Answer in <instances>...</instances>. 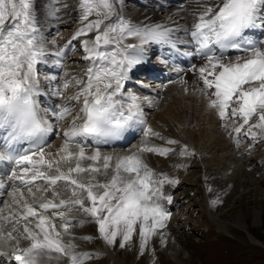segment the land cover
I'll return each instance as SVG.
<instances>
[{
	"label": "snow or ice",
	"instance_id": "1",
	"mask_svg": "<svg viewBox=\"0 0 264 264\" xmlns=\"http://www.w3.org/2000/svg\"><path fill=\"white\" fill-rule=\"evenodd\" d=\"M122 3L78 0L80 27L62 46L53 47L57 41H49L39 27L36 0H0V165L10 168L6 175L11 185L10 199L0 208V257H8L10 264H38L42 256L51 258L52 254L67 258L68 264H85L92 254L77 252L73 244L61 239L70 235L74 223L64 210L89 216L110 246L119 238L120 247H125L137 231L141 254L153 236L159 235L163 242L158 229L166 228L171 216L167 205L173 204L165 185L175 188L180 180L155 172L142 154L168 156L175 149L148 143L149 136L165 139L146 126L142 105L152 101L124 92L131 71L147 62L150 45L166 46L174 52H179V45H191L194 50L181 55L204 60L200 67L193 65L190 69L202 83L194 90L207 98L208 106L216 110L222 122L242 120L239 127L229 130V135L235 133L237 145L242 131L253 141L249 148L264 140V39L250 35L264 36V0H191V24L175 26L134 23L118 11ZM60 10V0H47L44 14L60 21ZM181 31L187 39L176 35ZM81 37H85L80 40L82 59L89 63L84 77H70L67 71L62 77H41L38 66L62 68L73 42ZM229 51L241 55L228 59ZM162 62L167 63V59ZM70 86L76 91L62 104L41 108L44 96L62 97ZM72 101L81 107L70 126L63 129L64 141L56 153L59 159H46L52 156L44 148L46 138L55 130L52 120L69 116ZM137 126H142L145 139L135 151L101 154L97 148L91 154L85 152V141L108 144ZM222 127L228 130L227 123ZM165 142L179 144L174 139ZM25 143L30 147L23 148ZM179 154L192 157L196 153L185 144ZM85 159L93 163L82 166ZM101 161L102 167H97ZM109 171V179H97ZM38 181L46 186L37 187ZM60 182L65 191L71 192L69 199L59 198L56 189ZM0 188H5L4 182H0ZM207 190L211 192L212 188L208 186ZM49 192L51 198H46ZM218 203L219 199L211 201L213 206ZM50 210L51 217L46 215ZM56 219L62 221V231L57 229Z\"/></svg>",
	"mask_w": 264,
	"mask_h": 264
},
{
	"label": "rangeland",
	"instance_id": "2",
	"mask_svg": "<svg viewBox=\"0 0 264 264\" xmlns=\"http://www.w3.org/2000/svg\"><path fill=\"white\" fill-rule=\"evenodd\" d=\"M177 103L175 109L179 110L181 116L182 111L180 108H182V104L180 100ZM174 104L175 103H172L171 106L173 107ZM180 104L181 106H179ZM167 111L165 110L161 113L167 116ZM205 114H207L206 110L203 114L204 117L207 118V120L213 121L210 114ZM167 118H169V114ZM169 119L174 121V123L172 122L168 125L174 126L175 128H177L176 125L181 126V124H177V122H180L179 120ZM165 122L168 123L166 118L164 124ZM180 130H182V128H180ZM183 131H185V129H183ZM192 131L194 133H190V138L191 140L192 138L194 139V143L198 145L202 143V145L205 146L209 142L214 144V137H210L207 139V143H203L202 139L207 136L206 130L205 133L204 130H200L202 138L199 136L200 138L198 137L196 142L195 138L199 135L200 131ZM184 133L182 134L183 136L185 135ZM194 134L195 137H193ZM223 143L225 146H229L228 143ZM263 151L264 150L255 151V154H258L259 156L264 155ZM227 152L228 150L207 157H202L200 160L201 162L197 161L195 163L196 165H199V167L191 166L186 175L184 172L182 178L183 183L181 184V187L177 188L178 193L174 195H181L184 201H186V204L182 210L177 212L180 216L170 220L171 222L169 221L170 223L164 228V230L166 229V234L164 235L163 242L161 241V238L157 239L154 237L150 239L152 240L149 242L151 245L150 258L147 257L145 252L141 254L140 250H138V233H135L132 240L126 243L123 248L120 247L119 238L117 239L114 246L118 248L120 253L119 256L122 261H125L128 264H264V160L258 163V166L261 167V171L258 172L251 167L252 165H247L250 161H235L233 168H229L232 172L230 174H225L224 176L225 182L222 178H219L221 183L219 182L218 186L212 187L209 180H211L214 175H219L218 172L223 171V168H217L215 165L221 163V166H223V162H226L224 158L232 155L231 152ZM259 160H261V158H259ZM237 162H239V164ZM251 162L254 163L257 161L254 160ZM227 164L229 163L227 162L226 165ZM218 165L220 166V164ZM246 166L250 168L249 171L246 170ZM200 168H202V170ZM181 172L182 171H180V173ZM205 177H207V179H205ZM249 177L251 178V181ZM81 178L83 179V177ZM104 180H106V178ZM200 180L205 181L206 183L205 189L202 186L203 192H201L202 188L195 183L197 181L200 183ZM208 186L212 188L211 192L207 190ZM202 198H204L208 204H211V198L214 200L219 199V201H221V203L213 206V210L211 211L220 214L224 218H229L230 221L217 216L223 221H229V223H222L226 229H228L229 225V232L225 229H220L215 224L207 221L210 226L208 229L203 230L201 238L197 235L195 230H192L191 228L188 230V227L184 226L187 219L196 224L205 222L203 215L206 210L201 206L202 204L204 205ZM255 211L259 212L257 222L254 220ZM78 229H82L79 231L86 232L88 228L79 226ZM89 230H91V227ZM248 231L254 236L249 235ZM251 238L255 242H252ZM156 240H158L157 242L159 244L164 245V249L156 244ZM167 241L172 242V245L176 247L178 251L176 257H173V255L170 254V248L166 245ZM90 242V244L95 243L94 241ZM160 255L161 258H158ZM113 256L117 259L115 253H113Z\"/></svg>",
	"mask_w": 264,
	"mask_h": 264
},
{
	"label": "bare ground",
	"instance_id": "3",
	"mask_svg": "<svg viewBox=\"0 0 264 264\" xmlns=\"http://www.w3.org/2000/svg\"><path fill=\"white\" fill-rule=\"evenodd\" d=\"M63 1H65L64 4H69V0H63ZM127 1L128 0H123V3H125L126 5H123V3L121 5H118L119 9L124 6L127 18L137 19L139 22H141L143 24L144 23H147V24L163 23V24H166V25H169V26L190 25L191 24V21H192L191 10H192V8L194 6L191 3V0H152V6H148L147 10H145L146 5H144V4L135 5V4H133V2H131V1L127 2ZM183 1L186 2V4L184 6L181 5V2H183ZM60 14L62 16V22H61L62 23V27H64L66 29L67 35H68V38L65 39V40H69L71 38L72 34L75 32L74 31V29H75V27H74V25H75L74 16L75 15L73 16L74 12L72 11L71 7L68 6V7H63V10L61 8V13ZM182 32L183 31L177 33L176 35H181ZM55 33H56V29H54L53 31H50V33H49L50 37L53 38V39L58 38L60 34L59 35H55ZM261 39H264V36L261 35V36L256 37V40H261ZM148 52H150V49H148ZM77 60H78V58L76 60H73V59L67 60L65 62V64L63 62V67L61 69V74H59L57 76L58 77H62L65 71H67L69 73V71L73 67L77 66ZM198 67H200V66H198ZM79 73H76V74L78 75ZM69 76L71 77V75H69ZM186 77L189 79L186 83L177 82L175 84L167 85L166 89H162L161 88L157 92V94L155 95V97H156L155 100L156 101L160 100L159 101L160 103L163 102L162 100L166 101L167 98H168L166 96L169 95L167 93L170 92V96L175 97L177 99V102H179V100L181 101V104H182V108H180L181 111H182V115L181 116H180L179 110L175 109V106L178 103L174 104V106L172 107L171 106L172 102H169L167 104V106L164 108L166 111L168 110L167 113L169 114V118L174 119V120H179L180 122L179 123L177 122V124H181L182 130L185 129V131H183V132H185L184 133L185 135L181 136V141L185 140V138L191 140V138H190L191 134L190 133L191 132L194 133L192 131V128H191L192 125L184 126V124H187V123L190 124L193 120H195L196 123H198V120H199L200 124H201V127L199 128V131L202 129V130H204V133H205V130H206V134H207V136H205L202 139L203 143H205L207 141V139H209L210 137H212V138L214 137L215 138L214 139V144H211L209 142L206 146L202 145V143H200L201 140H200V142H198V143H200L198 146L201 147L202 152L203 153L204 152H209V153L212 152L211 155H214L215 153L218 154L221 151L229 150L230 149L229 147L232 148V146L231 145L230 146H227V145L225 146L224 143H223L224 142L223 141V137L221 135H219V133L221 131H223V130L218 129V130L214 131L213 130V124H211L209 126V128H207L205 126L206 123H213V121L212 120H207V118H205L204 115H203L205 110L201 107V105L208 106L207 98H205L199 91L194 90V89H198L199 87H202V83L200 81H198V79H197V74L194 73V72H188ZM185 88L188 89L187 92L185 91ZM46 90H48V87H47ZM173 90H176V93H173ZM161 96H163L162 99H160ZM49 97L52 98L53 96H49ZM181 99H184V100H181ZM185 103H186V106H185ZM181 104L179 106H181ZM176 108H179V107H176ZM147 109H150V108L147 107V106L145 107V111H144L145 120L150 115V112H148ZM146 114L148 116H146ZM168 114H166V115L168 116ZM163 116H164V114H162L161 112H157L154 115V123L157 124V122L159 120H162L164 122L165 121V117H163ZM172 122L174 123V121H172ZM53 124L56 125V122H53ZM165 124L168 125L169 123L165 122ZM176 127H178V126L176 125ZM142 134H144V133H143L142 129L139 128L138 135H140V139H141V135ZM199 136L202 138L201 131L199 132V135L196 136L195 142H196V139ZM193 137H195V134L193 135ZM142 139L144 140L145 138L142 137ZM193 140L194 139L192 138V142H194ZM210 140H212V139H210ZM63 141H64L63 135H62V139H60L58 137V138H55L53 140V144H55V148H56L55 149V153H57V150L60 148V146L63 143ZM187 143H189V141ZM231 144H237V143H235L232 140ZM48 149L52 150L53 147L49 146ZM237 152L238 151H236V153ZM56 158H59V157H56ZM224 159L226 160V162H231L229 160L232 159V155H230L229 157L224 158ZM193 160H196V159L187 158L185 160V162L187 161L188 162V163L186 162L187 164L190 163V164H193V166H196V167L198 166L199 167V165L195 164L197 161H193ZM237 160H240V159H235V161H237ZM237 163L239 164V162H237ZM243 168H244V166H243ZM200 169L202 170V168H200ZM220 173H222V172H218V174H220ZM181 174L183 175L184 171L181 172ZM214 176H218V175L216 174ZM250 177H249V179L251 181ZM222 178H223V180L225 182L224 176ZM209 181H210V185H212V187H215V186L219 185V181H217V179H211ZM200 183L202 184V186L205 189L206 188L205 181L200 180ZM258 215H259V212L255 211L254 212V217H255L254 220H255V222H257ZM158 231L163 233V237L166 234L165 233L166 229L165 230L164 229H158ZM137 236H138V240H137L138 246L137 247H138V250H140L139 235H137ZM154 237H156L157 239H160L159 235H155L152 238H154ZM166 245H168V247L170 248L169 249L170 250V254L173 255V257H176L178 251H177L176 247L174 245H172V242L167 241ZM144 252L146 253L147 257L150 258L151 245H150L149 242H148ZM46 256L47 255L42 256V257H46ZM46 259H50V257L48 256V258H46Z\"/></svg>",
	"mask_w": 264,
	"mask_h": 264
}]
</instances>
